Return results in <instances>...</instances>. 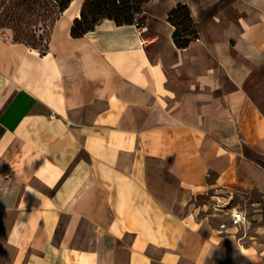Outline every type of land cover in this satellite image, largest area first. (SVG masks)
Segmentation results:
<instances>
[{
	"label": "crops",
	"instance_id": "1",
	"mask_svg": "<svg viewBox=\"0 0 264 264\" xmlns=\"http://www.w3.org/2000/svg\"><path fill=\"white\" fill-rule=\"evenodd\" d=\"M81 6L44 54L0 30V264H264V0H150L74 37Z\"/></svg>",
	"mask_w": 264,
	"mask_h": 264
},
{
	"label": "trees",
	"instance_id": "2",
	"mask_svg": "<svg viewBox=\"0 0 264 264\" xmlns=\"http://www.w3.org/2000/svg\"><path fill=\"white\" fill-rule=\"evenodd\" d=\"M73 0H0V28L13 32V41L23 42L40 53H46L55 22ZM150 0H84L81 16L74 20L71 34L84 36L105 19L118 25L145 22L144 5ZM175 26L174 41L178 47H187L198 37L192 11L187 3L177 4L168 14ZM47 37V38H46ZM46 39L42 47L38 40Z\"/></svg>",
	"mask_w": 264,
	"mask_h": 264
},
{
	"label": "rangeland",
	"instance_id": "3",
	"mask_svg": "<svg viewBox=\"0 0 264 264\" xmlns=\"http://www.w3.org/2000/svg\"><path fill=\"white\" fill-rule=\"evenodd\" d=\"M83 1L84 0H82V6H81V10H80V16H81V11H82V7H83ZM79 3H80V0H73L71 2V4L69 5V7L66 10H68L69 8H71V10L75 9L78 6ZM66 10L60 15V17L57 19V21L62 17V15L66 12ZM57 21L55 22V25H56ZM55 25H54V27H55ZM54 27H53V29H54ZM53 29H52V32H53ZM0 30L2 32H4L5 34H8V36L10 35L11 37H13V32H12L11 28L2 27V28H0ZM52 32H51L50 39L48 41V48L50 47V42H51V38H52ZM46 42H47L46 39L38 40V43H40L39 45H41L42 47L46 44ZM158 176H160V174ZM171 182H175V180L174 179H171ZM238 199H241V197L237 198V201H238ZM216 201H213L212 202L210 196L207 195V194H200L195 199V203H197V204L208 203V205H209V207H206V210L202 211V213H201L202 215L203 214H206L205 212H209V213H217V212H219V213H227L228 207H225V208H222V207L217 208L216 207V205H217V202ZM229 206H230V208L232 207L231 205H229ZM178 210H175V211H178ZM212 222H213V224H216V225H219L222 222H226L228 224L230 223V221L227 219V217H225L223 215H220V214H216V216L214 217V219L212 220ZM255 227H256L255 223H253V224L251 223L249 225V229H248V234L249 235L256 234L257 233Z\"/></svg>",
	"mask_w": 264,
	"mask_h": 264
},
{
	"label": "built area",
	"instance_id": "4",
	"mask_svg": "<svg viewBox=\"0 0 264 264\" xmlns=\"http://www.w3.org/2000/svg\"><path fill=\"white\" fill-rule=\"evenodd\" d=\"M229 205H231L230 200H219L217 205H216V207L217 208L228 207L227 213L229 214L230 223H231V225L233 227L240 228V227L245 226L249 222L247 211L245 209H243V208H239V207H236V206H232L230 208ZM221 227L222 228L228 227L227 223L223 222L221 224Z\"/></svg>",
	"mask_w": 264,
	"mask_h": 264
}]
</instances>
